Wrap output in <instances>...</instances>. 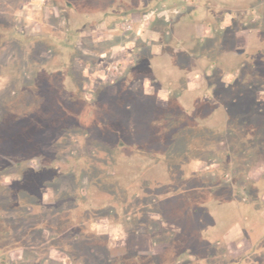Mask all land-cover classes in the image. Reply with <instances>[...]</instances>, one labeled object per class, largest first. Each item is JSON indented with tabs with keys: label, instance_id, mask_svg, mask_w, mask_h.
I'll return each mask as SVG.
<instances>
[{
	"label": "rangeland",
	"instance_id": "1",
	"mask_svg": "<svg viewBox=\"0 0 264 264\" xmlns=\"http://www.w3.org/2000/svg\"><path fill=\"white\" fill-rule=\"evenodd\" d=\"M57 1L63 15L57 14L51 22L44 16L40 27L31 0H0V35L14 24L31 34L41 32L42 38L40 45L8 38L10 46L17 44L12 49L0 37V170L13 175L0 176V186L4 183L2 189L9 191L19 185L25 189L22 199L29 202L36 200L31 193L54 199L53 212L61 220L79 212L75 202L80 201L79 218L84 219L80 224L100 235L89 234L84 240L88 244H77L71 257L63 243L69 236L59 229L60 239L54 241L55 250L49 255L19 251L1 263L222 264L212 258L218 254L227 258L217 247L219 237L233 230L235 243L246 236L259 238L262 228L256 216L264 220V87L258 84L247 90L237 79L263 77L264 58L258 51L237 55L233 69L226 68L232 63V45H253L258 34L264 36V0L251 4L218 0L228 3L226 10L232 15L212 17L207 11L200 17L209 21L198 23L196 30L194 25H179L197 8L190 1ZM42 2L46 7L54 3ZM24 5L29 9L23 14ZM45 6H41L44 11ZM246 10L251 11L249 18L241 23L239 15ZM112 17L109 25L97 24ZM126 19L132 22L128 31L122 27ZM220 30L227 31L221 36ZM238 30L245 35L242 39L234 38ZM187 41L194 43L192 53L200 55L197 63L208 57L205 66L198 63L192 69L191 59L181 56L178 60L189 68L186 71L166 73L159 68L167 63L164 50L181 51ZM206 79L211 85L204 92L205 107L165 129L166 124L160 123L162 107L182 88H200ZM220 103L225 106L219 110ZM225 112L227 128L222 126ZM154 121L158 125L152 126ZM250 125L256 128L253 135H249ZM154 137L165 138L167 144L158 148ZM203 146L206 151L199 152ZM186 156L202 158L194 165L196 172L219 169L217 176L209 178V188L199 191L193 180L174 184L181 172L189 173L181 161ZM17 157L23 159L19 165ZM170 173L174 175L169 179ZM4 194L6 199L19 195ZM194 194L204 202L195 216L184 202V197ZM236 201L248 210L241 217L260 230L252 234L251 228H239L244 218L235 214ZM164 210L167 218L156 215ZM147 211L154 212L150 216ZM30 218L26 213L25 219ZM84 231H77L74 238ZM263 245L264 240L256 245L249 264H263ZM70 258L75 261L70 263Z\"/></svg>",
	"mask_w": 264,
	"mask_h": 264
},
{
	"label": "trees",
	"instance_id": "2",
	"mask_svg": "<svg viewBox=\"0 0 264 264\" xmlns=\"http://www.w3.org/2000/svg\"><path fill=\"white\" fill-rule=\"evenodd\" d=\"M185 1H190L192 4L194 3L195 7H197V8L195 10H192L191 12H189L187 15H185L184 18L182 20H180L182 22H179V25H182L183 23L188 25V26L189 25H194L195 26V30H196V25L195 24L200 23L201 21L202 22H206V23L209 21L208 18L206 20L205 17H203V19L200 17V15L205 16L207 14V11L211 12L212 17H214V16L215 17H220L222 14L228 12V10H226V9H228L227 8L228 7V3H225V2H222V1L210 0L209 2H204V3H203L204 0H201L202 2H198L196 0H185ZM231 1L233 2L234 0H231ZM239 1H241V0H239ZM242 1H244V0H242ZM246 1L249 2L248 4H251L252 0H246ZM259 1H262V0H259ZM252 3H253V1H252ZM250 12H251L250 10H246L245 12L240 13L239 16H240V19H241L240 20L241 23L242 22H246V20L249 18L248 15L250 14ZM220 28H221V26H220ZM220 31L217 32V33H218V35L221 33V36H222V35H224L226 33L227 30H220ZM240 31L236 32L234 34L235 35L234 38L242 39V37L245 36ZM256 39L257 40L253 42V45H248V46H239V45H237V46H234V45L231 44L233 46V47H230L232 63H229L230 67H227L226 71H230V70L233 69V67H231V66H234V60H233L234 56L237 57V55H242V57H246V56H249L251 53H254L255 51H258L259 54H261V56L264 58V36H263V34H261V33L258 34ZM196 41H198V39H195V42ZM192 44H194L192 41L191 42L187 41L186 45H184V47L182 48L181 51L177 52L174 49V53H172V51L171 52H167V51L164 50V55L162 57L166 58L167 63L163 67H159V68H162L166 73L169 72V71H172V70H176V69L180 70V71H183V70L186 71L189 68H184V66L181 63H179L178 59H181V56H186V57H189L191 59L189 64L192 65V69L196 65H198V63L200 64L201 67H203V65L205 66V64H206V62L208 60V57L207 56L203 57L197 63L196 61H198L197 59L200 57V55L197 54V56H196V53H194V52L192 53V51H191L192 50V48H191ZM219 46L220 47H224V43L220 44ZM216 63H217V65H220L222 62H214L215 65H216ZM208 64L209 63H207V65ZM204 72L202 71V72H199V73L200 74L203 73V75H204L205 74ZM227 73H229V72H227ZM237 81H238V83H240L241 87L244 86L243 88H245L247 90L252 89L253 86L258 85V84L262 85L264 87V76L259 78V79L256 78V76H252V77L248 76V77H244V78H238ZM210 85L211 84H210L209 79H206L204 85H202L200 88H195V89H192V90L188 89V88H182L181 89V93H179L177 95H173V97H171L168 105L165 106V107H162L163 109L160 112L161 114H163L162 115L163 117H162V120L160 121V123L163 124V125L166 124L165 125V129L171 130L172 129L171 128L172 127L171 123L178 122L180 118H184V116H186L188 114L196 113L197 109L204 108L205 107V103H207V101L205 100L204 92ZM234 85L235 84H228V86L231 89H233L235 87ZM177 86L179 87V83L177 84ZM241 97L245 98L244 94H242ZM224 106H225L224 103H220L219 106H217V108L220 110ZM211 107L216 108V105L212 104ZM167 112H173L174 113V115L171 116L172 118H168V116L166 114ZM228 115H229L228 112H225V117H224V121L225 122L222 125L223 128H227L228 127V126H224V124L228 125V123H227V120H228V117H229ZM168 121H169V125H167ZM248 123L249 122L246 121V124H248ZM196 124L200 125V122H198V123L196 122ZM153 125H158V124H156V121H154L152 126ZM249 127H250L249 135L255 134L256 133V128H254L253 125H250ZM156 135H157V132L155 133V136ZM152 140L155 141L154 144H156L158 148H162L163 145L167 144L165 138H156V137H154ZM175 140H176V138H175ZM201 140L202 141L200 142V144L202 145L205 140H203V139H201ZM215 143H217V142H215ZM215 143H214V145H215ZM204 144H206V143H204ZM206 148H207V146L200 147L199 148V152L200 151H206ZM163 151H165V150H163ZM159 154H160V150L156 152V155H159ZM169 159H170V162L174 161L172 154L169 155ZM155 160L157 161L156 158H155ZM181 161H182V165H184L186 163L185 164L186 167L184 169L186 171H188L189 173H186V174L183 173L182 174V172H181V174L173 181L174 184H178V182L182 181V180L183 181L184 180H188L189 182H192V180H193V184L192 185H194V184L197 185L196 187H198L199 191H202V190H205V189L209 188V185H210L209 178L217 176L216 174L219 171V169H214L213 170V168H211V167L209 168L208 167V169L210 170L211 173H208V171L204 172V173L202 171L196 172L194 165H196L199 162L203 161L202 158H197V159L191 158L190 159V157L186 156ZM263 162H264V160H263ZM208 174H209V176H208ZM173 175H174V173L169 175V179ZM224 176H229V175L225 174ZM262 176L264 177V173L261 175V177ZM257 178H256V183L259 181ZM175 194H176V192H174L173 195H175ZM184 199H185L184 202H185L186 209L188 211H190V212L192 211L193 216L198 215L196 212L198 211V213H200L201 210H200L199 206L203 207L202 204L204 202H199L198 199H197L196 194L192 195V197H189L187 199H186V197H184ZM233 208H235V210H234L235 214H238L240 217H241V215L246 214L247 211H248L247 208H246V205H244L242 202H237V201L234 202ZM153 212L154 211H147L148 215H150V216H152L151 213H153ZM159 213L160 214H156V215L157 216L159 215L160 217L163 216L164 218H167V216H168V212L165 211V210L162 211V212L160 211ZM256 218H257V216H256ZM192 221L196 222V220H192ZM258 221H260V220H258ZM258 223H260V222H257V224ZM257 224L256 225L254 224V228H252L251 227L252 223L244 222L243 227L245 226L246 230L251 228V230H253V231H250V229H249V232L254 234L255 233L254 231L260 230V228L257 229ZM260 225H261V228L263 230L264 229V224L262 225V222H261ZM170 238H172V235L170 236ZM224 258L225 257H223V255H219L217 257V259L222 261V262L226 261V259H224Z\"/></svg>",
	"mask_w": 264,
	"mask_h": 264
},
{
	"label": "flooded vegetation",
	"instance_id": "3",
	"mask_svg": "<svg viewBox=\"0 0 264 264\" xmlns=\"http://www.w3.org/2000/svg\"><path fill=\"white\" fill-rule=\"evenodd\" d=\"M3 16V15H2ZM16 27L15 29H13ZM14 34H13V33ZM20 33V34H19ZM1 41L5 44L8 38H14L15 41H19L21 44H33L35 41L40 38L39 32H33V34L29 33L27 30H24L19 25H12L8 28V30L1 32ZM2 44V46H3ZM17 164L19 165V161H23L22 158L17 157ZM34 159V158H32ZM31 159V160H32ZM45 160V158H44ZM44 160H40L43 164L45 163ZM15 164V163H14ZM33 170V169H32ZM31 170V171H32ZM40 168L34 171H39ZM0 176L8 177L13 176L9 173H3V170H0ZM15 178L16 181H19ZM4 183H1L0 190ZM13 185L9 191L4 190L0 192V264H2V260L4 258L8 259V257L12 256L13 253L19 251H28L33 252L36 255H44L50 254L53 250H55L56 244L54 243L55 240H59L56 237V233L59 229H63L68 234V239L63 242L65 244V251L68 256L74 257V251H76L77 244H83L86 246L84 240H87V236L91 234L93 238H98L93 235L99 236L100 233H91L88 231L86 224H80L84 221L83 218H79L80 213L83 212L82 203L80 201H76L75 205H78L77 209L79 212H70V216L61 219H58L56 212H53L55 204L57 202L53 200L49 201L46 196H38V193H31V196L34 195V199L31 202L23 200L25 197V189L16 185L14 188ZM16 189V191H15ZM8 193V195L12 193H21V198L13 194V196L9 199L5 198L4 193ZM34 192V191H33ZM16 197V198H15ZM33 197V196H32ZM23 198V199H22ZM30 207L31 211L25 212V209ZM70 209H72L70 207ZM9 210H13V215L9 213ZM8 211V212H7ZM26 213H28L30 220L25 219ZM14 214H16L14 216ZM80 220V221H79ZM85 229L84 235H79L78 237L74 238V235L77 234V231ZM53 247V248H52ZM75 261V259L70 258V263ZM27 260L25 261H18L20 264H26ZM27 264H37L36 262H29Z\"/></svg>",
	"mask_w": 264,
	"mask_h": 264
},
{
	"label": "crops",
	"instance_id": "4",
	"mask_svg": "<svg viewBox=\"0 0 264 264\" xmlns=\"http://www.w3.org/2000/svg\"><path fill=\"white\" fill-rule=\"evenodd\" d=\"M42 1H44V0H31V4H33L35 9H37L36 11H32L33 12L32 14H34L35 19L39 22V26L40 27L43 26V24H44V23L42 24V22H44V19H45L44 16H47L46 19L48 20V22L49 21L51 22L54 19V16H56L57 14H59V15L61 14L58 11V7H56L57 6V2H58L57 0H52L55 4L53 3L52 5L47 6V7L44 4H42L43 3ZM155 1L156 0H152V3H154ZM157 1H161V0H157ZM196 1L202 2L201 0H196ZM209 1L210 0H204L203 3L204 2H209ZM149 2H151V0ZM63 5L68 7V8H71L70 3H68V2L63 3ZM148 5H150V4H148ZM41 6H45L47 8L46 11L42 10ZM125 7H126L125 9H127V10H131L132 9V7H130V6L129 7L125 6ZM28 9H29V5H24V9H23L22 13L24 14L25 11L28 10ZM17 13H20V12L18 11ZM105 13H107V12H105ZM232 13L233 12L229 13V11L224 13L225 18H228V16L232 15ZM29 14H31V13H29ZM61 15H63V14H61ZM115 17H112L111 20H107L105 18L104 20L99 21L97 24L109 25V23L111 24L114 21ZM118 18H120V17H118ZM72 21H73V19H72ZM195 25H196V28H198L199 24L197 23ZM46 33H47L46 35L51 36L50 32H46ZM46 35H44V38L46 37ZM37 40L38 41H35V43H33V44H36V45L39 44L40 45L42 43L40 41V40H42V38L40 37ZM13 43H15V41ZM44 43H45V41H44ZM6 46H8V47H6ZM16 46H17V44H16ZM16 46H13V45L10 46L9 43H7V42L5 43V47L6 48H10L11 47L13 49ZM38 53H39V51H38ZM50 66H51V64H49L48 67H45L47 71L50 70V68H51ZM39 69H41V67H39ZM241 216H244V215H241ZM240 218H244L243 222H246V217H240ZM256 219L261 220L260 223L262 222V225L264 224L263 218L257 217ZM172 222H175L173 220V218H172ZM177 224H179V223H177ZM239 228H245V226L243 227V224H242V226L239 227ZM232 234H233V230H231L230 233H227L225 236L223 235L224 238H220L219 237V241L217 243V247H222L223 248L224 256L227 254L226 255L227 256L226 261L223 262L222 264H243L244 262H245L244 264H249L250 259L252 258V256H254L253 253L255 252L256 245L258 243H260L261 241L263 242V240H264V229L262 230V233H260V237L259 238H254L253 235L251 237L252 239H249L247 236L245 238L242 237V238L239 239L240 243H238V242L235 243L232 240L233 239L232 238L233 237ZM223 236H221V237H223ZM214 245H216V244H214ZM219 255H222V254H218L217 256L212 257V258L213 259L214 258L217 259V257ZM245 260H247V261H245ZM11 264H13V263H11ZM263 264H264V262H263Z\"/></svg>",
	"mask_w": 264,
	"mask_h": 264
},
{
	"label": "built area",
	"instance_id": "5",
	"mask_svg": "<svg viewBox=\"0 0 264 264\" xmlns=\"http://www.w3.org/2000/svg\"><path fill=\"white\" fill-rule=\"evenodd\" d=\"M132 22H130L129 20H125L122 24V27L124 30L128 31V30H131L132 29Z\"/></svg>",
	"mask_w": 264,
	"mask_h": 264
}]
</instances>
